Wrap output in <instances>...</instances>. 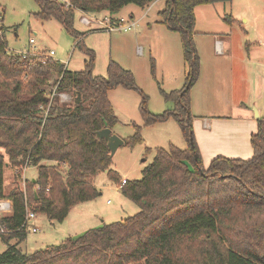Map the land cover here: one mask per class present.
Returning <instances> with one entry per match:
<instances>
[{
  "label": "trees",
  "instance_id": "16d2710c",
  "mask_svg": "<svg viewBox=\"0 0 264 264\" xmlns=\"http://www.w3.org/2000/svg\"><path fill=\"white\" fill-rule=\"evenodd\" d=\"M153 1L36 0L35 15L59 20L79 38L84 33L74 28L76 11L113 15L126 4L146 7ZM230 1L164 0L159 10L166 26L182 34L189 73L186 84L171 93L178 112L150 115L147 122L173 114L189 147H157L141 178L120 181L122 192L138 203V212L34 252L19 246L27 235L28 210L62 222L72 206L98 195L91 180L98 172L106 170L120 180L111 168L107 139L96 132L117 121L109 88L120 83L134 87L135 81L132 71L115 61L109 62L106 76H95L92 61L85 69L70 70L43 52L14 53L0 20V146L8 156L0 152V199L11 201V211L0 215V241L7 245L0 264H264V118L257 119L251 135L250 158L218 155L206 167L191 124L190 89L201 67L193 42L195 7ZM224 19L235 20L231 13ZM61 93L72 94V103L61 102ZM140 138L137 133L130 143ZM7 165L19 174L24 166H34L37 176L7 193Z\"/></svg>",
  "mask_w": 264,
  "mask_h": 264
},
{
  "label": "rangeland",
  "instance_id": "374dc122",
  "mask_svg": "<svg viewBox=\"0 0 264 264\" xmlns=\"http://www.w3.org/2000/svg\"><path fill=\"white\" fill-rule=\"evenodd\" d=\"M162 2L151 4L150 7L126 4L119 14L126 19L131 18V13L134 14L136 25L130 30L110 31L100 28L96 21L88 25L82 20V16L100 19L104 16L103 13L76 11L74 28L84 33L78 38L59 20L37 17L35 13L39 7L36 0H0V20L6 26V40L10 51L22 53L37 49L61 60L70 70L85 69L92 61V74L95 76H106L109 62L115 61L132 71L135 81L134 87L120 83L108 90L109 101L117 116L112 131L124 139V143L112 155L111 163V168L117 171L120 180L110 178L106 170L98 172L91 179L99 191L98 195L72 206L62 222H51L45 213L37 212L35 217L27 221V235L19 245L24 251L34 252L59 244L68 236L103 223L124 220L135 214L140 207L122 192L120 183L124 179L141 178L143 168L153 160L157 147L168 148L170 144L182 149L189 147V140L173 114L164 120L147 122L150 115L178 112L179 104L171 93L186 84L189 73L182 34L169 29L162 21L159 14V10L163 8ZM224 3L230 8L227 11L220 8L221 4L201 5L195 9L198 19L208 15L209 12L204 10L208 9L210 13L213 12L216 24L227 26V33H219L218 36L227 40L230 46L227 50L218 51V45L212 36L193 35L200 57V74L203 63L207 76L211 73V63L228 68L219 72L218 81L210 83L205 76V80L196 81L190 89L192 131L205 167L218 155L244 158L237 157L240 154L236 153L243 152L248 133L251 142V135L258 128L257 119L264 118V113L260 114L255 119L256 125L251 128V122L246 121L241 113L244 108L233 92L236 88L235 78L238 82L241 79L240 74V77H235L234 65L240 62L242 54L246 55V44L256 47L259 60L264 61V42H260L264 41V0H232ZM228 12L239 22L225 21L224 15ZM128 22L130 20L125 23ZM31 38H34L32 44ZM197 40H204L203 45L208 49L203 51L202 47L198 48ZM50 50L55 53L49 54ZM54 81H49L48 89H54ZM257 84L260 87L263 84L262 75L258 76ZM71 96L72 94H68L64 98L66 100L60 101L70 104ZM250 102L248 101V107L255 114L257 105ZM137 133L141 136L140 140L130 143ZM0 152L5 153L1 146ZM7 157L5 153V159ZM17 171L12 166L5 167L7 193L15 186L24 187L26 180L37 176L34 166H24L21 174ZM34 227L36 230H33ZM15 242V238L11 240V243ZM6 247V243L0 241V252Z\"/></svg>",
  "mask_w": 264,
  "mask_h": 264
},
{
  "label": "crops",
  "instance_id": "0c3cea01",
  "mask_svg": "<svg viewBox=\"0 0 264 264\" xmlns=\"http://www.w3.org/2000/svg\"><path fill=\"white\" fill-rule=\"evenodd\" d=\"M158 2H162V0H155L146 7H150L152 6L151 4H156ZM162 3H164V1ZM201 5H204V6L205 5H220V8L223 11H227L228 9H230L228 8L227 3H224V2L200 4V5H197L195 9H197ZM122 8L120 9V11L122 10ZM204 10H206L207 13L209 12V14L208 15L206 14L203 19H198L197 11L195 12V15H196L195 33L201 34L203 36H207V35L212 36V38L215 39L216 44L217 45L219 44V46L222 48V51H224V49L227 50V48L230 47L228 44V41L218 36L219 33H227V30H228L227 26H225L222 23L216 24L214 16L212 17L213 12L211 11L210 13L208 9H204ZM120 11L113 15L109 14L105 10L99 13H103V15H110L111 17L116 19V18L122 17L119 14ZM228 13H231V12H228ZM131 17L132 18L134 17L133 13H131ZM233 18L235 19L234 21L239 22V20L235 16H233ZM196 43L198 45V48L202 47L203 51L205 49H208V48H205V46L203 45V43H205L204 40H202L201 42L197 40ZM244 48H245L246 55L242 54V56L240 57V62L234 65V70L236 72L235 77L236 76L240 77L238 75L240 74L241 75L240 78L242 79V81L241 79H239L240 82H238L237 81L238 79L235 78L234 82L236 83V86H235L236 88L233 89V92L236 95L237 100H240L241 102L240 106L244 108V110H242L241 113H243V116L247 119L246 121L251 122V125H252L251 128H253V126H255L257 122V120L255 119H257L260 116V114L264 113V61L259 60L258 53H257L258 51L255 49L256 47L252 48L251 46H248V44H246ZM202 62H203V59H202ZM220 65H218V63H211V68L209 69L211 73L207 76L205 74L204 63H203V68L201 70V74L199 75L197 82H202V80H205L206 78L205 76H207L206 81L210 83L218 81L220 78L219 72L227 68V67L221 68ZM260 75H262L263 77V84L261 85V87L260 85L258 86L257 84L258 76ZM248 101L249 102L251 101L250 103H254L257 105L255 108V111H256L255 114H254V111L248 107ZM207 124H209L208 120H207ZM249 140H250V136L248 133L247 140H245V148L243 149V152L236 153V154H240V155H237V157L245 158V157H250L253 154V147ZM77 234H80V233H77Z\"/></svg>",
  "mask_w": 264,
  "mask_h": 264
},
{
  "label": "built area",
  "instance_id": "2783aa9c",
  "mask_svg": "<svg viewBox=\"0 0 264 264\" xmlns=\"http://www.w3.org/2000/svg\"><path fill=\"white\" fill-rule=\"evenodd\" d=\"M82 20L88 24L91 25L93 23V21H96L99 25L100 28L103 29H107V30H115V29H123V30H130V28L134 27L136 25V21L131 17L129 18H125V17H119V18H113L110 15H104L102 18H97V17H89V16H82ZM127 20H130V22L125 23ZM34 42V38L30 39V43L32 44ZM260 42H264L263 40H260ZM218 51H222V48L219 46H217ZM28 52H32V53H41V51L35 49L34 51H25V53ZM55 51L54 50H50L49 54H54ZM55 94V87L53 89V92L51 93V97H53V95ZM60 97L62 100H66L64 98L67 97L66 93H61ZM125 180L122 181V183ZM11 211V201L8 200H2L0 199V215H6ZM36 213L32 210H28L26 217H25V222L24 224L27 225V221L32 218L35 217ZM5 229L1 228V231H4ZM33 230H36V227L33 228Z\"/></svg>",
  "mask_w": 264,
  "mask_h": 264
},
{
  "label": "water",
  "instance_id": "95a60500",
  "mask_svg": "<svg viewBox=\"0 0 264 264\" xmlns=\"http://www.w3.org/2000/svg\"><path fill=\"white\" fill-rule=\"evenodd\" d=\"M99 138L107 139V145L110 149L111 155L115 153L117 148L124 143V139L114 133L111 127H104L96 132Z\"/></svg>",
  "mask_w": 264,
  "mask_h": 264
}]
</instances>
